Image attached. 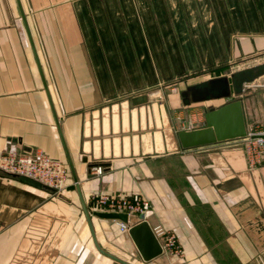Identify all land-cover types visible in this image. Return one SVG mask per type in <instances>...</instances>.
I'll return each instance as SVG.
<instances>
[{
  "label": "crops",
  "instance_id": "crops-1",
  "mask_svg": "<svg viewBox=\"0 0 264 264\" xmlns=\"http://www.w3.org/2000/svg\"><path fill=\"white\" fill-rule=\"evenodd\" d=\"M251 71L245 96L234 86ZM220 76L229 98L179 107L167 90ZM236 100L246 130L264 127V0H0V152L42 151L70 172L62 198L0 173V264H125L95 245L68 155L99 245L115 257L264 264V165L249 167L241 137L185 146L180 136ZM170 162L186 164L187 186ZM103 193L149 200L146 220L173 230L183 254L145 260L130 230L98 214L110 212L96 205Z\"/></svg>",
  "mask_w": 264,
  "mask_h": 264
},
{
  "label": "water",
  "instance_id": "water-1",
  "mask_svg": "<svg viewBox=\"0 0 264 264\" xmlns=\"http://www.w3.org/2000/svg\"><path fill=\"white\" fill-rule=\"evenodd\" d=\"M21 11L23 14L22 9ZM23 17H24V14H23ZM36 58L39 64V68H41L37 55H36ZM45 86L47 88L46 82H45ZM181 95H182L184 104H190L191 102L205 101V100L218 99V98H229L232 95V87H231L229 77L220 76V77L211 78V79L204 80L196 84L190 85L181 92ZM57 123L59 125L58 119H57ZM206 123H207V127L205 128L181 132L180 136H181L183 144L185 146H189V145H195L199 143H206V142H212L216 140H225V139H231V138H240V137L245 136L247 130H246V124H245L241 100H236V101L227 103L220 108L213 109L207 112L206 113ZM63 142L67 150V146H66L64 138H63ZM68 156H69L68 159L70 163L71 173L76 183L78 194L81 200V204H82L85 216L87 218V221L89 223V226L91 228V232L93 235L95 245L97 246L99 251L102 252L103 254L110 256L111 258H114L118 261H121L122 263L128 264L124 262L123 260L115 257L114 255L110 254L109 252L105 251L99 245V242L97 240L94 227H93L91 211L89 210L87 203L85 201V198L83 196V192H82V189L79 183V178L77 176V172L74 167L71 156L70 155ZM8 176L17 178L20 182L33 186L35 188L55 192L54 188L46 184H43L42 182L36 179L23 176V175L21 176L8 175ZM98 214L103 217L121 219L124 221L128 220L127 213L99 212ZM129 232L131 236L133 237L135 243L137 244L145 260H151L152 258L160 255L163 252V247L160 241L158 240L153 228L150 226L147 220H142L141 222L133 225Z\"/></svg>",
  "mask_w": 264,
  "mask_h": 264
},
{
  "label": "built area",
  "instance_id": "built-area-1",
  "mask_svg": "<svg viewBox=\"0 0 264 264\" xmlns=\"http://www.w3.org/2000/svg\"><path fill=\"white\" fill-rule=\"evenodd\" d=\"M240 146L250 168L264 165V127L262 124L255 123L249 127L245 136L241 137ZM96 171L101 172V167H98ZM0 172L36 179L54 188L55 192H61L66 187L70 176L67 164L42 151L35 154L16 150L0 152ZM96 205L110 212L127 213L128 217L138 214L141 221L146 220V214L151 207L150 201L139 195L131 197L109 193L96 197ZM118 225L124 232L129 231L134 224L118 219ZM155 234L165 239V243L161 244L163 249H168L177 255L183 254V249L177 242L174 232L159 226Z\"/></svg>",
  "mask_w": 264,
  "mask_h": 264
},
{
  "label": "rangeland",
  "instance_id": "rangeland-1",
  "mask_svg": "<svg viewBox=\"0 0 264 264\" xmlns=\"http://www.w3.org/2000/svg\"><path fill=\"white\" fill-rule=\"evenodd\" d=\"M255 74H256L255 71L239 73V75L237 77L239 83L237 82V87L234 86V90H236L237 92H239L245 96L248 92L254 91V89L256 88L255 85L257 83L254 84V81L249 80V79H252ZM185 83L186 82H184L183 84H179V82H178V84H173V85L170 84L167 87V90H169L170 92L174 88L173 90H174V92H175V94L179 100V104H180L179 107H184L181 92L186 89L187 83L186 84ZM236 95H235L236 97H239L238 94H236ZM166 165L170 167L169 172L171 174L172 180H174V183L180 187L187 186V171L185 170L186 168H184V167H186V164L183 163V164L179 165L177 163V165H176V164L170 162L169 164H166ZM165 170L167 171L169 169L166 168ZM1 173L3 175L8 176L5 172H1ZM180 177H181V179H179ZM61 192L50 193L49 197H51V198H52V196L53 197H61V198L65 197V195L61 194ZM171 231L174 232L173 230H171ZM36 235H38V234H36ZM24 262H25V260L21 257H19L16 260V263H18V264H25Z\"/></svg>",
  "mask_w": 264,
  "mask_h": 264
}]
</instances>
